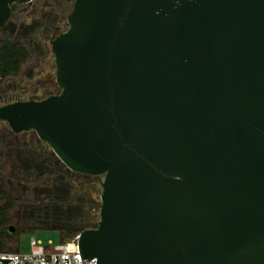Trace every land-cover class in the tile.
Wrapping results in <instances>:
<instances>
[{"label":"water","instance_id":"1","mask_svg":"<svg viewBox=\"0 0 264 264\" xmlns=\"http://www.w3.org/2000/svg\"><path fill=\"white\" fill-rule=\"evenodd\" d=\"M30 1L0 0V28ZM66 21L60 92L0 121L104 176L80 259L264 264V0H74Z\"/></svg>","mask_w":264,"mask_h":264},{"label":"flooded vegetation","instance_id":"2","mask_svg":"<svg viewBox=\"0 0 264 264\" xmlns=\"http://www.w3.org/2000/svg\"><path fill=\"white\" fill-rule=\"evenodd\" d=\"M9 22L0 28L4 34L0 41L8 37L22 44L28 51L24 63L31 69L25 77L21 67L4 77L0 74V106L58 94L51 71L42 75L39 67L54 64L48 57L50 41L64 32L67 23L62 0L14 3ZM52 87L55 91L47 90ZM0 177L13 213L22 217L21 227L53 229L60 237L74 238L97 226L104 176L69 168L34 130L15 133L0 121Z\"/></svg>","mask_w":264,"mask_h":264},{"label":"rangeland","instance_id":"3","mask_svg":"<svg viewBox=\"0 0 264 264\" xmlns=\"http://www.w3.org/2000/svg\"><path fill=\"white\" fill-rule=\"evenodd\" d=\"M35 1V0H34ZM40 0H37V2H39ZM74 0H62L63 3V13L64 15H67L71 8H72V4H73ZM68 28V24L66 23V25H64V31ZM4 36V34H2L0 32V38ZM49 57V62L51 61V63H53V56L52 54L48 56ZM50 65V64H49ZM42 71V75H48L49 71H51L52 73V77H55V67L54 64L50 65V67L45 66L43 64L40 65L39 67ZM21 69H22V76L25 77L26 73L30 71L31 68H29L27 66L26 63L21 64ZM35 72L38 71V69H34ZM41 75V76H42ZM51 75V74H50ZM36 75L34 76V79H36ZM48 91L52 92L55 91V88H49L47 89ZM46 90V91H47ZM39 93V92H38ZM3 125V123H1ZM0 190L2 191V193L7 195V186L4 183V179L0 181ZM20 215L15 214V212L13 213L12 208L10 207V211L9 214L6 216H4V218H2L3 222L0 223L1 228L7 229L8 225H11L14 227V230L18 229V232L16 233V237H13V240L16 239V245H14V243L10 242L11 244H9V247L14 250L15 246L17 248V251L19 254H29L31 251V246H30V241L31 239H34L36 241H39L43 246H53L56 245L58 243H60L61 241H69L73 238V234H71L70 236H67V238H62L60 237L59 233L56 230L53 229H47V228H23L20 226V224L23 222L22 217H18Z\"/></svg>","mask_w":264,"mask_h":264},{"label":"built area","instance_id":"4","mask_svg":"<svg viewBox=\"0 0 264 264\" xmlns=\"http://www.w3.org/2000/svg\"><path fill=\"white\" fill-rule=\"evenodd\" d=\"M78 235L69 241L53 246H43L39 241L31 239L29 254H19L18 251H0V258H10L7 264H66L62 258H68V264H95L96 258L82 261L78 249ZM0 264L4 262L0 261Z\"/></svg>","mask_w":264,"mask_h":264},{"label":"trees","instance_id":"5","mask_svg":"<svg viewBox=\"0 0 264 264\" xmlns=\"http://www.w3.org/2000/svg\"><path fill=\"white\" fill-rule=\"evenodd\" d=\"M28 56L27 49L20 43L12 41L10 38L5 37L0 41V74L2 77L16 72L26 61ZM3 178L0 177V181ZM10 211V203L8 202L7 195L2 193L0 190V223L3 222L2 218L8 215ZM7 229L1 228L0 225V251H17L12 250L9 247V244L12 242L16 245V239L13 240V237H16L17 230H14L13 233H8ZM71 235V234H70ZM68 235V236H70ZM63 237H61L62 239ZM11 242V243H10ZM63 242V241H61Z\"/></svg>","mask_w":264,"mask_h":264}]
</instances>
